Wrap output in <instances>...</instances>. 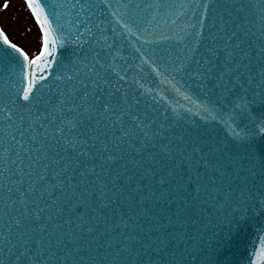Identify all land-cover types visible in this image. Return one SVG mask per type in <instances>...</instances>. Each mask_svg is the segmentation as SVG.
<instances>
[{"label": "water", "instance_id": "1", "mask_svg": "<svg viewBox=\"0 0 264 264\" xmlns=\"http://www.w3.org/2000/svg\"><path fill=\"white\" fill-rule=\"evenodd\" d=\"M59 2L62 0H48L51 4ZM133 2L146 4L152 0ZM218 2L222 6H247L261 0ZM227 12H232V16ZM187 18L181 17L177 23L182 25ZM212 20L217 22L215 27ZM236 45L240 47L236 48ZM115 46L119 47L120 42L116 41ZM262 46L264 32L256 9L246 7L244 11L237 12L234 7L218 8L210 16L203 44L194 54L182 53V46L175 43L154 46L157 53L165 58L171 52L182 58L187 56L192 61L187 72L182 74L190 86L181 81L177 87L171 80L145 74L144 91L156 93L160 101L155 106V115L160 116L163 110L173 109L174 112L169 111L168 114L175 116L178 113L181 117L179 125L165 138L149 142L139 154L129 149L127 144L140 148L144 142L143 135L135 140L122 141L123 158L112 163L104 162L107 154L98 153L100 143L97 141L95 147L87 149L92 159L82 158L80 167L69 166L67 172L64 171L66 159L56 155L60 151L63 156L62 149L54 143L45 142L47 147L44 151L48 159L45 160L41 152L38 163L36 154H25L21 150L23 163L17 160L15 165L9 164L7 176L10 180L19 181L21 177L16 168L27 172L29 164H32V176L23 177L22 187L10 185L12 193L9 199H15L17 203L7 209V215L5 195L0 191V234L9 230L6 225H11L14 218L21 217L20 192L27 193L33 182L36 190L27 199L34 203L28 205L26 214L30 217L33 212L43 211H40L39 221H25L23 227L11 228V239L17 244L16 255L22 251L19 245L27 242L31 249L29 255L34 260L47 259L50 264H59L65 258L79 262L81 257L96 261L114 257L117 260L126 257L135 260L139 257L145 264H264V134H243L245 127L255 125L259 128L264 124V53L259 51ZM225 47L236 53L230 65L225 63V52L218 51L217 59L208 51ZM73 52L72 45L61 48L56 57L59 64L72 59ZM248 53L251 54L250 59L245 58ZM132 54L131 50L125 52V55ZM202 59L208 63L202 66ZM209 68L212 69L213 80L209 82L206 93L190 77ZM226 68H231V73H226L223 81L216 79ZM61 70V67H53L57 74ZM19 79L18 72L10 77L9 69L0 64V97L7 91L8 83L19 91ZM55 83L54 77L50 76L43 90L47 91L48 86ZM209 99L217 104L218 110H222L220 123L201 120L200 104ZM245 109L249 110L251 120L243 116ZM139 110L143 111L142 108ZM233 115L239 128L235 124L231 127L224 124V121L230 123ZM130 123V119L125 118V125ZM95 126V120L91 123L85 120L81 128L82 138L87 139L88 129ZM153 127L155 130L156 126ZM116 128L113 130L101 125L98 132L100 139L109 143L112 151H115L111 146L113 136L121 134L119 126ZM233 128L241 134L240 138L230 139ZM178 136H183L184 142L178 141ZM16 139L20 140L19 135ZM165 144L173 148L170 155L160 151ZM198 145L202 147L203 159L192 151ZM8 146L0 143V154ZM16 147L18 145L12 142L11 148ZM11 148L9 159L16 160ZM29 155L34 157L33 160L28 159ZM67 155L74 154L69 152ZM53 158L61 160V163L51 164ZM45 163L51 167L44 173L45 180L39 181L38 174L44 172ZM3 167L4 162L0 160V168ZM88 169H94V172L90 173ZM57 173L60 175L54 179ZM161 180L166 183L162 185ZM60 182L63 186L55 187ZM48 185H52L51 194L46 191ZM17 187H20V192L15 190ZM184 203L189 207L184 208ZM121 221L126 222L127 227ZM129 236L137 241L129 247L132 257L122 252L123 242ZM153 244L159 246V251L151 247ZM145 245H149L146 251ZM5 256L6 246L0 241V261Z\"/></svg>", "mask_w": 264, "mask_h": 264}, {"label": "snow or ice", "instance_id": "2", "mask_svg": "<svg viewBox=\"0 0 264 264\" xmlns=\"http://www.w3.org/2000/svg\"><path fill=\"white\" fill-rule=\"evenodd\" d=\"M24 4L40 31L38 54L30 57L0 28V64L9 69L10 77L17 72L20 74L17 82L19 91L8 83L7 91L0 97V117H2L0 143L9 145L4 147L3 153L0 154V160L4 162V167L0 168V191L5 195V215L7 209L17 203V200L9 199L12 193L10 185L18 184L22 187L23 177L32 176V164L28 165L27 172L23 168H16V172L21 177L19 181L10 180L7 176L10 171L9 164L15 165L17 160L23 163L21 150L25 154H36L35 160L38 163L41 152L43 158L48 159V154L44 151L47 147L45 142L54 143L62 149L64 155L62 156L60 151H57L56 155L66 159L64 171L67 172L69 166L80 167L82 158L92 159L87 149L90 146L95 147L97 141L100 143L98 153L107 154L104 162L112 163L118 158H123L120 148L122 141L135 140L143 135L144 142L140 148L134 147L132 143L127 144L129 149L139 154L149 142L157 138H165L167 133L179 125L180 115L168 114L169 111L174 112L173 109L163 110L160 116L155 115V106L160 101L157 100L156 93L144 91L143 82L147 74L171 80L177 87L181 81L188 85L182 74L187 72L192 61L187 56L182 58L181 55H174L171 52L165 58L164 55L157 53L154 46L175 43L182 46V53L194 54L203 44L204 32L208 27L210 16L221 7H234L237 12L244 11L246 7L256 9L261 31L264 32V0L247 6L233 4L222 6L218 0H183L177 3L152 0L151 3L146 4L133 0H62L56 4L48 3V0H24ZM8 7L9 4L6 2L3 9L6 11ZM227 15L232 16V12H227ZM185 16L188 17L187 20L182 25L178 24L177 21ZM220 20L223 22L222 15ZM216 23V20L211 21L213 27ZM220 30L223 31V26ZM116 41L120 42L119 47L115 46ZM189 41H191L190 45ZM137 44L140 46L138 47ZM67 45L74 47L73 58L66 64L60 65L56 59L57 54ZM235 47L239 48L240 45ZM128 50L133 54L125 55ZM208 51L217 59L218 51L225 52L227 65L233 63L236 55L227 47L210 48ZM259 51L264 53V46ZM245 58L250 59L251 54H245ZM201 63L203 66L208 61L202 59ZM54 66L61 67L62 70L57 74L53 71ZM211 71V68L206 72L198 71L191 75L190 79L198 82L197 87L206 92L209 82L213 80ZM231 71V68H226L225 72L216 79L223 81L225 74ZM50 76L54 77L56 83L49 85L47 91H44L45 81H48ZM200 107L203 122H221L222 110H218L217 104L209 99L202 101ZM140 108L143 111H140ZM42 109L44 111H41ZM248 112L249 110L245 109L243 116L251 120L252 117ZM125 118L130 119L131 123L125 125ZM85 120L89 123L95 120L96 124L95 127L88 129L87 139L82 138L81 132ZM224 124L228 127L233 124L236 128L240 127L236 124L234 115L230 117V123L224 121ZM101 125L113 130H117L116 126H119L120 136L114 135L111 140L112 149L115 151L110 149L109 143L100 139L98 132ZM153 126H156L155 130ZM236 128L232 129L230 139L240 138L241 134ZM243 134L245 136L264 134V124L259 128L255 125L252 128L245 127ZM17 135L20 140L16 139ZM177 140L184 142V137L178 136ZM12 142L18 147L11 148ZM10 148L15 152L16 160L9 159ZM160 151L170 155L173 148L165 144ZM192 151L203 159L201 146H196ZM69 152L74 155L68 156ZM33 158L32 155L28 156L30 161ZM60 163L61 160L55 158L51 160V164ZM133 163L135 164L136 161ZM50 167L48 163L43 165L44 172L38 174L39 181L45 180L44 173ZM88 171L92 173L94 169ZM59 175L57 173L53 178L56 179ZM160 183L163 185L166 182L161 180ZM62 186V182L55 185V187ZM20 187L15 190L20 192ZM35 190V182H33L29 185L27 193L20 192L18 202L22 206L21 217L14 218L11 225H6L9 230L0 234V241L6 246V256L0 264H50L47 259L39 262L34 260L29 255L31 249L27 242L19 245L22 251L17 256V244L11 239V228L23 227L25 221L40 220V211L43 209L33 212L30 217L26 214L28 205L34 203L29 201L27 196ZM46 191L51 194L52 185H48ZM183 207L189 205L184 203ZM121 223L127 227L126 222L121 221ZM88 231L91 232L92 229L89 228ZM39 243L37 241V244ZM135 243L137 241L133 236L127 237L123 242L122 252L132 257L133 253L129 251V247ZM108 247H112L111 243ZM148 247L149 245H145V251ZM151 247L159 251L158 245L153 244ZM40 255L43 256V253ZM119 255L120 253H117V256ZM59 264H145V261L139 257L135 260L127 257L117 260L114 257L107 261L85 260L81 257L79 262L65 258Z\"/></svg>", "mask_w": 264, "mask_h": 264}, {"label": "rangeland", "instance_id": "3", "mask_svg": "<svg viewBox=\"0 0 264 264\" xmlns=\"http://www.w3.org/2000/svg\"><path fill=\"white\" fill-rule=\"evenodd\" d=\"M9 4L5 11L3 5ZM22 0H0V24L6 35L20 47H23L29 56L36 54L40 36L31 23ZM22 48V49H23Z\"/></svg>", "mask_w": 264, "mask_h": 264}]
</instances>
